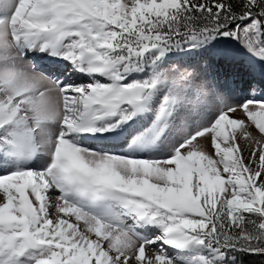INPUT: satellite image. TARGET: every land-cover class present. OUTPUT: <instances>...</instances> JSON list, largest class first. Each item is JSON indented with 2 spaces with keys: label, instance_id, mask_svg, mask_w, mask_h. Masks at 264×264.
Listing matches in <instances>:
<instances>
[{
  "label": "snow or ice",
  "instance_id": "1",
  "mask_svg": "<svg viewBox=\"0 0 264 264\" xmlns=\"http://www.w3.org/2000/svg\"><path fill=\"white\" fill-rule=\"evenodd\" d=\"M0 264H264V0H0Z\"/></svg>",
  "mask_w": 264,
  "mask_h": 264
}]
</instances>
